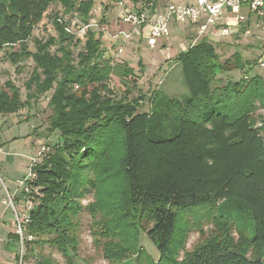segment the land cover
<instances>
[{
  "label": "trees",
  "instance_id": "obj_1",
  "mask_svg": "<svg viewBox=\"0 0 264 264\" xmlns=\"http://www.w3.org/2000/svg\"><path fill=\"white\" fill-rule=\"evenodd\" d=\"M128 1L133 10L150 7L149 0ZM94 3L0 0V54L13 66L33 63L24 101L13 81L0 83V117L31 108L50 92L47 130L58 133L52 152L33 167L38 194L27 226L34 236L27 258L33 264H58L52 255L58 254L63 264H91V258L79 255V217L86 212L91 242L107 264H263L264 116L257 111H264V82L256 74L214 85L225 73L249 74L255 61H243L238 51L220 61L215 38L205 35L173 59L188 90L186 106L151 90L154 109L140 112L143 96L134 103L125 95L117 100L109 89L114 73L124 94L137 86L132 69L113 64L103 33L87 27L79 38L65 30L70 25L65 16L87 26ZM104 14L99 23L106 25ZM45 17L52 33L33 38ZM112 151L122 156L126 194L119 197L110 189L111 204L95 199L82 205L89 193L101 191L96 167ZM216 206L223 238L211 237L186 251L183 233L175 241L178 216ZM143 218L150 229L140 225ZM235 227L247 229V246L234 244L233 237L240 236ZM142 230L157 249L156 260L138 248Z\"/></svg>",
  "mask_w": 264,
  "mask_h": 264
},
{
  "label": "rangeland",
  "instance_id": "obj_2",
  "mask_svg": "<svg viewBox=\"0 0 264 264\" xmlns=\"http://www.w3.org/2000/svg\"><path fill=\"white\" fill-rule=\"evenodd\" d=\"M124 2L126 8H132V3L128 0H95L94 7L92 9V17L96 20L98 26L104 25L99 23V20L103 13V7H109V11L104 14L108 29L111 33H114L118 28L114 22L117 16L116 4L118 2ZM145 0H143L144 2ZM150 3L147 7L150 10L153 8L162 9L168 4H194L196 0H149ZM141 0L139 3L140 5ZM155 4V5H154ZM152 8V9H151ZM53 11H59L58 8H54ZM245 16V23L233 24L232 18L225 15L222 19V24L231 27V34L226 37L219 36L218 29L220 26L214 29H209L206 34L199 35L195 26L184 25L174 26L171 30V37L166 40H161L159 44L150 49L146 41L137 36H132L129 41L115 42L110 37L103 35L102 41L105 45L107 54L112 57L114 65H126L127 68L132 69L135 76L136 89H129L128 93H123V88L120 85L119 79L114 73L108 83L109 89L116 95L117 100L120 97H125L136 101L140 95L144 97V100L140 104L138 111L151 113L154 109V103L152 97L149 98V92L155 90L162 92L169 99L178 101L182 107L186 106L189 99L188 90L183 82L181 73V66L174 64V57L181 51L186 50L190 44L195 43L198 39L205 35H211L215 39L217 54L220 61H224L231 57V55L238 51L243 61L252 63L255 61L259 53L261 30L256 27V22L253 14L248 11H243ZM65 19L70 21L69 28L72 32H75L77 37L82 38L81 24L78 18L65 16ZM264 23V20L262 21ZM128 30V27H124ZM94 29L98 30L97 27ZM212 31L214 35L210 32ZM248 31V33H246ZM52 33L50 22L48 18L43 20L36 26L33 32V38L45 39ZM30 51H33V42H28ZM122 48V53L118 54V48ZM9 51V49H8ZM1 55V54H0ZM139 63V64H138ZM19 66V65H18ZM11 65L5 58L0 56V83H4L7 80L13 81L16 87L19 88L21 93V99L24 101L26 91L24 89V83L27 81L32 68L33 63L30 60L22 62L20 67ZM251 71L247 74L244 71H234L225 73L219 76L218 81L215 82V86L220 87L227 81L236 82L240 78L251 77L253 75H259L260 71L257 69L255 62H253ZM117 69V68H116ZM244 77V78H243ZM250 78L246 79L249 80ZM262 81V80H261ZM122 95V96H121ZM127 96V97H126ZM50 97V92L40 98L31 108H23L16 114L4 115L0 117V142L4 146L0 152V202L3 210L6 207L3 205V200L7 201V194H11L13 197V205L17 212H21L24 209L25 203L28 200V194L25 191L27 181L26 178L29 175L32 162L38 159L37 151L41 146L49 148L48 153L52 152L54 145L57 144L58 133L49 134L48 128V116L50 110L47 107V102ZM131 103V102H130ZM132 103V104H133ZM137 107V106H136ZM137 112V111H136ZM173 112V110H171ZM257 115L264 116V111H257ZM171 116V115H170ZM171 127V126H168ZM117 144L119 147L122 145L120 142ZM46 153L45 155H48ZM121 154L119 151H112L109 153V157L102 164H98L96 167L97 175L101 173L102 180L99 189L96 194L89 193L85 196L81 203L87 205L99 200L103 204H111L113 190L119 191V197H123L122 194H126L127 184L125 181V170L121 162ZM10 161V162H9ZM41 161V158L39 159ZM12 163V166H11ZM12 180V181H11ZM22 182L23 184H19ZM98 189V188H97ZM115 202V201H114ZM116 203V202H115ZM228 203V202H227ZM229 203H232L230 201ZM225 204V203H223ZM234 207L237 206L236 204ZM141 207L137 205L136 215H140ZM6 217L8 220L12 217L10 211L7 210ZM13 219V218H12ZM79 223L81 227V243H80V257L91 258V264H107L100 255V252L96 250L91 242V238L88 232V225L91 221L90 216L86 212H82L79 217ZM218 210L217 206L214 208H205L203 210L197 209L189 213L180 214L177 218V232L179 234L175 237V241L181 239L185 241L184 249L191 251L193 248L199 246L203 241L211 237L223 238V232L220 231L218 222ZM140 225L146 229H150L152 225L150 222L143 218L140 221ZM236 226V225H235ZM240 226H244L241 223ZM15 228L13 220V229ZM244 227H235L239 231L240 236L237 234L233 237V242L239 247L247 246V241L250 238L247 229ZM143 247L154 260L158 257L157 249L153 243L147 238L145 230L140 232L138 238V248ZM264 249V248H263ZM263 249L260 252L263 261ZM48 252V251H46ZM183 252L181 251L180 254ZM58 264H63L62 258L58 254H52ZM12 260V259H11ZM14 262V261H12ZM79 264H83L79 262ZM131 264H134L133 262Z\"/></svg>",
  "mask_w": 264,
  "mask_h": 264
},
{
  "label": "built area",
  "instance_id": "obj_3",
  "mask_svg": "<svg viewBox=\"0 0 264 264\" xmlns=\"http://www.w3.org/2000/svg\"><path fill=\"white\" fill-rule=\"evenodd\" d=\"M117 16L114 22L117 30L111 33L107 25L98 26L96 20L91 17L87 26H82L84 33L87 27H97L103 35L108 36L115 42L129 41L132 36L141 37L146 41L150 49L155 48L161 40L171 37V30L174 26L192 25L195 26L199 35L206 34L209 29H218L219 36L225 37L231 34V27L222 24L225 15L232 18L233 24L245 23L243 11L253 14L256 27L261 30V40L258 56L255 59L257 69L260 71V78L264 82V0H196L194 4L184 5L172 3L166 5L162 9L150 10L147 7H140L137 10L126 8L124 2L120 1L116 4ZM92 14V13H91ZM124 27H128V30ZM69 33H75L66 27ZM212 32V31H210ZM213 33V32H212ZM248 33V31H246ZM193 45L190 44V47ZM118 54L122 53V48H118ZM246 78V77H245ZM49 148L41 146L37 151L38 159L32 162L30 173L26 178L27 185L25 191L28 194V200L24 209L19 213L13 205V197L7 194L8 200H3V205L10 211L14 220L15 228L14 236L17 239V251L14 264H33L34 259L27 258V245L34 240V236L28 233L27 226L30 223V212L35 207L34 195L38 194V189L33 187L32 183L36 180V173L33 167L39 162ZM2 150L0 149V152ZM19 184H23L19 182ZM264 264V249H263Z\"/></svg>",
  "mask_w": 264,
  "mask_h": 264
},
{
  "label": "crops",
  "instance_id": "obj_4",
  "mask_svg": "<svg viewBox=\"0 0 264 264\" xmlns=\"http://www.w3.org/2000/svg\"><path fill=\"white\" fill-rule=\"evenodd\" d=\"M3 148L4 146L0 142V149L3 150ZM3 160L4 159H0L1 162ZM11 166H12V163H11ZM0 196H1V193H0ZM1 198H0V201L2 200ZM7 210L8 209L3 210L0 204V264H14L15 255H16V251L18 248L17 239L13 233V219L11 217L8 220V218L6 217V213H5Z\"/></svg>",
  "mask_w": 264,
  "mask_h": 264
}]
</instances>
